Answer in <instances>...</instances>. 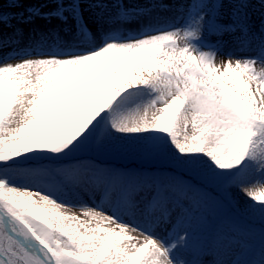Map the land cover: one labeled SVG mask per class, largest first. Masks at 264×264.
Masks as SVG:
<instances>
[{
    "label": "snow or ice",
    "instance_id": "snow-or-ice-1",
    "mask_svg": "<svg viewBox=\"0 0 264 264\" xmlns=\"http://www.w3.org/2000/svg\"><path fill=\"white\" fill-rule=\"evenodd\" d=\"M9 3L0 264H264V0Z\"/></svg>",
    "mask_w": 264,
    "mask_h": 264
},
{
    "label": "rangeland",
    "instance_id": "rangeland-1",
    "mask_svg": "<svg viewBox=\"0 0 264 264\" xmlns=\"http://www.w3.org/2000/svg\"><path fill=\"white\" fill-rule=\"evenodd\" d=\"M170 1L173 2V0H165V2ZM141 2H144V0H141ZM25 7H27V5H25ZM0 9L8 15L20 11V9L15 8L11 3H9V0H0ZM213 39H215V37H213ZM109 163L121 169L138 170L140 168L150 167V165H148L145 161L132 156L111 160Z\"/></svg>",
    "mask_w": 264,
    "mask_h": 264
},
{
    "label": "bare ground",
    "instance_id": "bare-ground-1",
    "mask_svg": "<svg viewBox=\"0 0 264 264\" xmlns=\"http://www.w3.org/2000/svg\"><path fill=\"white\" fill-rule=\"evenodd\" d=\"M168 3H173L172 1L168 2ZM14 14V13H13ZM12 14H10L11 16ZM160 16V19L161 21L163 22L165 19H175L176 20V23H177V26H179L181 23H183V21L179 20V16H180V13L176 10V7H175V3H173V10L170 11V12H162V13H159L158 14ZM133 27H138V25H133ZM9 62H15V61H9ZM241 196V199H246L243 194H240ZM85 199L87 200L88 198L85 197ZM133 235H138V233H133ZM142 239V237H141Z\"/></svg>",
    "mask_w": 264,
    "mask_h": 264
}]
</instances>
